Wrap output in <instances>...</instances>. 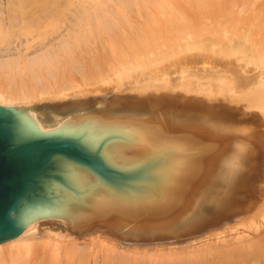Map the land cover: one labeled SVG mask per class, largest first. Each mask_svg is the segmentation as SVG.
Instances as JSON below:
<instances>
[{
    "label": "water",
    "instance_id": "95a60500",
    "mask_svg": "<svg viewBox=\"0 0 264 264\" xmlns=\"http://www.w3.org/2000/svg\"><path fill=\"white\" fill-rule=\"evenodd\" d=\"M243 167L225 181L235 143ZM264 212V113L182 92L104 93L42 131L0 105V243L31 222L177 245Z\"/></svg>",
    "mask_w": 264,
    "mask_h": 264
},
{
    "label": "bare ground",
    "instance_id": "6f19581e",
    "mask_svg": "<svg viewBox=\"0 0 264 264\" xmlns=\"http://www.w3.org/2000/svg\"><path fill=\"white\" fill-rule=\"evenodd\" d=\"M209 29L213 32L217 29L216 33L229 44L218 50L228 53L246 47L251 52L264 54V0H0V105L22 107L36 119L42 131L54 129L72 117L57 114L54 115L56 119L49 118L54 110L58 113L62 108L73 109L89 95V92L85 96L84 91L72 88L111 78V74L137 57L156 58L164 54L178 36L192 40L186 49L205 50L219 41ZM232 29L234 35H231ZM214 53L220 55L217 51ZM197 58L195 55L192 59ZM212 60V56L207 57V67L192 68L183 76V82L169 77L156 80L146 70L144 80L132 79L137 83L127 87L133 83L128 79L130 81L127 80L122 88L115 90L139 94L182 92L234 108H256L264 113V70L241 66L240 60L234 62V74L244 85L240 88L238 83L237 88L246 93L245 97L241 94L245 98L241 100L231 92L234 96L228 94V84L233 81L229 83L230 77L224 78L225 73L218 69L215 72V68H211ZM154 63L155 72L162 64L160 61ZM222 81L228 82V86H217L222 85ZM138 82L141 85H137ZM95 93L91 94L96 96ZM248 101L253 104L249 106ZM50 222L66 220L47 217L31 222L17 236L1 242L0 264H86L93 255V247L85 240L97 238L99 234L103 238L101 243L115 239L104 232L77 235L58 230L70 238L65 242L55 237L56 229H49L48 241L31 240L35 235L33 229ZM249 222L264 226V212ZM239 228L215 233L203 240L208 243L213 238L230 235L232 238ZM260 241L241 247L237 253L235 249H229L225 255L219 253L213 256V264H264V240ZM101 247L103 249L94 254V264H98L100 253L106 248L104 244ZM127 263L129 261L124 262ZM105 264L113 263L108 260ZM177 264L188 263L180 261ZM189 264L198 263L189 261Z\"/></svg>",
    "mask_w": 264,
    "mask_h": 264
},
{
    "label": "rangeland",
    "instance_id": "374dc122",
    "mask_svg": "<svg viewBox=\"0 0 264 264\" xmlns=\"http://www.w3.org/2000/svg\"><path fill=\"white\" fill-rule=\"evenodd\" d=\"M208 32L212 34L213 30L209 29ZM216 32H217V29L215 30V32H213V35L215 33L217 35V37H215V35H214V37L218 38L220 42L217 40L216 43L212 44V46H209L205 50L204 49L199 50L196 48L186 49L185 47L187 45H190V42L192 40H189V38H186V37L182 38V36L181 37L178 36V38L175 40V43L173 45H171V47L167 48L164 54H160L156 58L152 57L149 60L144 59L143 57H140V58L137 57V60H130V61L126 62L125 67H122L121 69H119L115 73L111 74L109 76L111 78H108V79L103 78V79L96 80V81L82 83V84L77 85L76 87H74L72 89H74L73 91H75V90L84 91L85 96H86V93L88 94V92H89L88 96H91V97H94V95H92L93 93H95V92H93L94 90L96 91V93L99 90H101V94L117 93L115 89L118 87L122 88L125 83L130 81L128 79L144 80L145 79L144 72H146V70L148 73H152L149 76L151 78L152 77L156 78V80H161L163 78L165 79L166 77L167 78L165 80H168V77H169V79L171 78L173 80H176L179 83V82H183V80H184L183 76L186 75L187 72L190 73L192 68L197 69L198 67H201V66L207 67L208 65L206 63V59H207V57L212 56L213 62L211 64V68H215V72L218 69L219 72L225 73L223 75V77L226 79H228L230 77V80H228V82L231 83L233 81V83H235V84H233V83L228 84V82L222 81L221 82L222 85L217 84V86H219V87H222V86L225 87L224 85H226V86L229 85L230 87L232 86L231 89L228 86V90H229L228 94H230V92H231V93L235 94L236 97L239 96V99L245 100V98L243 99L242 97H243V95L245 97L246 93H244V90L237 88V87H239L238 83L241 84V82H240L241 80H239L238 77L234 74L233 64L236 60H240L241 62H239V64H241V66L246 65V67L249 69H252V67L255 69L257 67H260L264 70V54L251 52L246 47L245 48L239 47V48H236L235 50L228 52V53L224 52L222 50H218V49L224 48L225 45L227 46L229 44L227 42L224 43V40ZM230 32H231V35H234L235 30L232 29ZM237 33H239V31ZM181 48H182V50H181ZM216 51L220 55L215 54L214 52H216ZM195 55L198 58L194 60L192 58L195 57ZM159 61L161 62L162 66H160V68L158 67L159 69L154 72L155 68L152 66L155 64L154 62H159ZM231 73H233V75ZM231 75H232V77H231ZM149 76L147 75V77H149ZM235 78H236L237 82H236ZM134 82L137 83V81H133L132 84L126 85V86L127 87H131V86L133 87V85L135 84ZM223 82H225V83H223ZM142 83H144V82H142ZM249 84L250 83L247 84L248 87H249ZM137 85H141V83H139ZM137 85H135V86H137ZM243 86L241 84L240 88H242ZM254 87H253V89H256ZM111 89H112V91H111ZM238 89L241 91H239ZM234 90H235V92H234ZM222 91L224 92V90H222ZM96 93H95V95H96ZM98 93L96 96L99 95ZM233 94H230V95L232 96ZM236 94H239V95H236ZM241 94H243V95H241ZM88 96H86V97H88ZM86 97H84V98L87 99ZM91 97H88V98H91ZM249 102L250 101H248V104L250 106L252 101L250 103ZM252 104H253V102H252ZM263 106H264V104H263ZM77 108H78L77 105H75L73 107V109L62 108V110L59 111L58 113H57V111L54 110L53 114L51 113L52 116L49 115V118L53 117L54 119H56L57 117H55L54 115H57V114L61 117L62 116L70 117V115L72 116L74 114V112L76 111ZM51 122H53V121L51 120ZM249 223L250 222L245 223L244 225H242L243 227L239 226L240 231L239 232H233L232 238H231V235L227 236V237H220L218 239L213 238L214 240L211 239L212 242L210 240V242H208L209 244L207 243V241L204 242L203 239H205V237H203V238L191 241V242H185V243L177 244L176 246H174V245L173 246H171V245L170 246L169 245H164V246L163 245H158V246L157 245H149V246L148 245L147 246L146 245H138L137 246V245H132V244L129 246V244H126L124 242L121 243L122 241L117 240L118 238L116 239L115 236H114L115 239L113 241L106 240L105 243H101L103 238H101L100 234H99V236L97 234V236H98L97 238H99L100 240L97 238H93L92 240H85L84 241L85 243H87V242L90 243L93 247L92 248L93 249V252H92L93 255L90 258V261L86 264H94V260H95L94 254L97 253L96 251L103 249L101 247L102 244H104L106 248L103 251H101L98 264H105V262L108 260H112L113 264H124V262H128V261H129V264H140V263L141 264H177L180 261H182L184 263L186 261L188 264H189V261L196 262L198 264H202L203 261H204V264H213V260H214L213 256H217L219 253H222L225 255V254H227L229 249H235L234 253H237V252L241 251L240 248L245 247V245L249 246L250 244H253V243L256 244V243H258V241L261 242L260 240H264V230H263L264 226H263V224H260L257 222H255V224L254 223L249 224ZM258 224H260L261 227H259L260 225L256 226ZM244 228H246V229H244ZM49 229H52V228L48 227L47 225H45L44 227L33 229L32 232L35 235L32 236L31 240H33V241H48L49 237L51 236V232ZM42 231H44V232L42 233ZM232 231L233 230L231 229V232ZM54 232L58 233L55 237L58 238L59 240H63L65 242H68L70 240V238L66 237V235H61L59 233L60 231H58L57 229L54 230ZM234 233H236V234H234ZM198 240H200V241H198ZM255 241H257V242H255ZM251 242H253V243H251ZM124 246H125V248H124ZM151 246H153V247H151ZM175 247H178V248H175ZM199 259H202V260H199ZM224 262H226V261H224Z\"/></svg>",
    "mask_w": 264,
    "mask_h": 264
},
{
    "label": "clouds",
    "instance_id": "9594fccd",
    "mask_svg": "<svg viewBox=\"0 0 264 264\" xmlns=\"http://www.w3.org/2000/svg\"><path fill=\"white\" fill-rule=\"evenodd\" d=\"M247 153V146L241 142H237L233 146V151L229 155L231 161L230 166L222 174V179L228 181L235 177L243 167V160Z\"/></svg>",
    "mask_w": 264,
    "mask_h": 264
}]
</instances>
